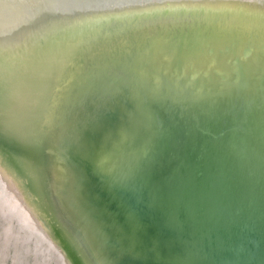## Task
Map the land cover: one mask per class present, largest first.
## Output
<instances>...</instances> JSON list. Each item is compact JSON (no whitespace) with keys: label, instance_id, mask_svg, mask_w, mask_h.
I'll return each instance as SVG.
<instances>
[{"label":"water","instance_id":"water-1","mask_svg":"<svg viewBox=\"0 0 264 264\" xmlns=\"http://www.w3.org/2000/svg\"><path fill=\"white\" fill-rule=\"evenodd\" d=\"M29 1L36 12L45 8L43 31L33 50L0 65V124L36 148L34 141L43 134L42 147L54 161L38 162V156L27 153L35 171L41 168L46 182H52V198L60 186L71 191L77 182L83 200L104 213L100 225L111 226L109 237L125 264H264V212L254 199H240L229 217L207 207L212 186L227 203L237 183L223 170L212 142L214 122L197 118L185 97L194 91L192 85L234 81L238 72L250 78L264 70V0L233 14L202 12L192 0H76L75 15L72 0ZM20 18L33 20L27 14ZM10 39L2 30L0 48ZM246 48L250 52L242 51ZM8 71H15V85L5 77ZM8 85L27 94L25 101H17L20 110L11 107L15 97ZM139 86L184 90L160 121V161L154 159V170H160L154 176L166 178L159 189H168L177 175L181 182L160 203L141 179L118 188L115 168L105 162L120 146L123 128L140 114L133 96ZM29 93L38 94L36 100ZM230 119L223 123L227 130L233 127ZM102 141L107 148L94 165L88 151ZM231 203L235 206L236 199Z\"/></svg>","mask_w":264,"mask_h":264},{"label":"bare ground","instance_id":"bare-ground-1","mask_svg":"<svg viewBox=\"0 0 264 264\" xmlns=\"http://www.w3.org/2000/svg\"><path fill=\"white\" fill-rule=\"evenodd\" d=\"M21 1L0 0V35L2 30L4 35H11L10 41H2L0 50L4 54L0 57V65L19 61L21 55L28 53L31 48L33 50L38 32L43 31L45 8L36 12L31 1ZM192 1L202 5L199 8L202 12L223 9L228 14L246 8L247 3L254 6L263 2ZM72 2V15H75L76 10L78 11V1ZM17 3L19 7L24 8L17 7ZM237 3L241 7H238ZM21 14H27L33 20H23L20 18ZM30 32H33L35 37ZM242 51L250 52L249 48ZM236 55L240 63L241 56L238 52ZM26 60L30 62L31 52L26 56ZM14 66L16 64H11V67ZM11 71H8L5 77L8 76V81L15 85V71ZM234 79L233 81L227 78V81L202 86L192 85L194 91L185 95L192 106L191 109L187 108L188 110L196 113L197 118L206 116L207 123L214 122L213 128L210 127L215 135L212 136V142L220 150L223 170L237 183V192L228 196L233 207L229 202L221 200L222 197L214 186L206 198L207 207L218 211L224 217L231 216L242 201L248 198L254 199L256 209L260 213L264 212V70L250 78L238 72ZM190 87L185 88L186 91ZM137 89L133 96L137 99L140 114L134 116V122L123 128L124 138L118 140L120 146L105 162L111 169L115 168L113 178L118 188L131 187L141 179L147 184V188L149 187L150 197L152 190L155 201L160 203L166 200L165 193H170V189L174 190L172 185L181 184L177 175L168 183V189H159L166 178L154 176L160 170H154L155 157L160 161V121L168 114L169 109L180 102L184 90L174 87L151 89L149 86H139ZM8 90L15 97L11 107L16 109L18 106L20 110L18 102L26 100V93H20V86L16 93L9 85ZM29 95L32 101L38 96L30 93ZM2 104L4 108H9L5 100ZM198 109L201 111L198 112ZM2 113L0 110V114ZM226 117H231L230 121L233 122L230 130L223 125ZM40 126L39 124L37 127L36 137ZM20 127L23 128L22 125ZM41 140L43 134L34 142L39 151L44 153L43 156L35 146L32 147L24 141L21 133L12 131L8 124H0V264H7L11 248L14 253L13 264H125L121 259L122 254L116 251L109 237L111 226L108 223L100 225L104 213H96L94 208L83 200L85 193L77 182L72 185L71 191H62L60 186L58 196L52 198V182H46V175L41 168L38 172L35 171L27 153L38 156V162L44 158L54 161L47 148L42 147ZM103 142H94L88 151V158L94 165L98 164L101 154L107 148ZM14 150L18 154H15ZM59 170L67 177V168L61 162ZM168 178L171 179V173ZM231 198L236 199L235 206L231 203Z\"/></svg>","mask_w":264,"mask_h":264},{"label":"rangeland","instance_id":"rangeland-1","mask_svg":"<svg viewBox=\"0 0 264 264\" xmlns=\"http://www.w3.org/2000/svg\"><path fill=\"white\" fill-rule=\"evenodd\" d=\"M13 249L11 248V251H10V254H9V257L7 259V264H13L12 262V259H13Z\"/></svg>","mask_w":264,"mask_h":264}]
</instances>
